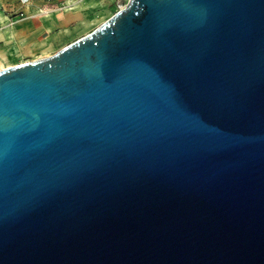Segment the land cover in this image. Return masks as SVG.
Instances as JSON below:
<instances>
[{"label": "water", "instance_id": "1", "mask_svg": "<svg viewBox=\"0 0 264 264\" xmlns=\"http://www.w3.org/2000/svg\"><path fill=\"white\" fill-rule=\"evenodd\" d=\"M0 264H264V0H127L0 69Z\"/></svg>", "mask_w": 264, "mask_h": 264}, {"label": "crops", "instance_id": "2", "mask_svg": "<svg viewBox=\"0 0 264 264\" xmlns=\"http://www.w3.org/2000/svg\"><path fill=\"white\" fill-rule=\"evenodd\" d=\"M124 1L0 0V69L54 53L91 31ZM60 4L72 6L61 13L41 12Z\"/></svg>", "mask_w": 264, "mask_h": 264}, {"label": "built area", "instance_id": "3", "mask_svg": "<svg viewBox=\"0 0 264 264\" xmlns=\"http://www.w3.org/2000/svg\"><path fill=\"white\" fill-rule=\"evenodd\" d=\"M23 1H26V0H23ZM46 1H50V0H46ZM124 4H120L119 5V8L121 7V6H123ZM72 5H68V4H60V5H57L56 7H53V8H49V7H47V8H43L42 9V13H47V12H49V11H52V10H56V11H58L59 13H61L65 8H70Z\"/></svg>", "mask_w": 264, "mask_h": 264}, {"label": "rangeland", "instance_id": "4", "mask_svg": "<svg viewBox=\"0 0 264 264\" xmlns=\"http://www.w3.org/2000/svg\"><path fill=\"white\" fill-rule=\"evenodd\" d=\"M125 2H126V1H124L123 4H125ZM116 10H117V7H116V6H113L112 9H111V11H110V13H109L107 16L111 15V14L114 13ZM104 18H106V17L100 18L99 20L102 21ZM100 21H99V22H100ZM99 22H98V23H99ZM93 26H94V25H92L91 27H93Z\"/></svg>", "mask_w": 264, "mask_h": 264}]
</instances>
